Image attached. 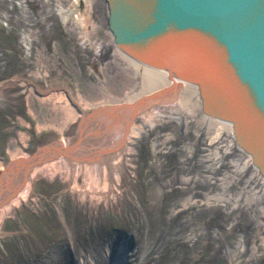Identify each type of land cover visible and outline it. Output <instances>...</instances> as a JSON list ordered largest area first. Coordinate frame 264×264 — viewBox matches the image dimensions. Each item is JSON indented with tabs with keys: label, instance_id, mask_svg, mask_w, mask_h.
Segmentation results:
<instances>
[{
	"label": "rangeland",
	"instance_id": "obj_1",
	"mask_svg": "<svg viewBox=\"0 0 264 264\" xmlns=\"http://www.w3.org/2000/svg\"><path fill=\"white\" fill-rule=\"evenodd\" d=\"M92 3L82 24L84 0H0V176L17 154L75 142L73 112L139 85L115 51L104 1ZM187 116L138 117L117 156L118 187L102 201L77 190L89 175L73 182L76 161L68 176L53 170L55 155L31 164L29 194L0 218V264L83 262L115 242L128 264H264L261 180L229 134L214 138ZM89 129L82 144L102 143ZM243 165L250 178L235 171Z\"/></svg>",
	"mask_w": 264,
	"mask_h": 264
},
{
	"label": "water",
	"instance_id": "obj_2",
	"mask_svg": "<svg viewBox=\"0 0 264 264\" xmlns=\"http://www.w3.org/2000/svg\"><path fill=\"white\" fill-rule=\"evenodd\" d=\"M108 1L115 42L199 83L204 110L234 121L264 174V0Z\"/></svg>",
	"mask_w": 264,
	"mask_h": 264
},
{
	"label": "bare ground",
	"instance_id": "obj_3",
	"mask_svg": "<svg viewBox=\"0 0 264 264\" xmlns=\"http://www.w3.org/2000/svg\"><path fill=\"white\" fill-rule=\"evenodd\" d=\"M84 1L86 2L85 10L78 9L74 14L75 19L80 20L82 24L88 22L93 6L92 0ZM103 1L106 5L107 24L115 51L125 62V68L130 72L129 75L140 77V83L136 88L129 91L124 98L89 104L87 105L88 111L79 109L78 113L73 112L75 117L78 114L81 115L79 136L75 142L50 145L39 150L34 157L29 159L21 158V155L17 154L9 165H1L3 171L0 176V218L19 200L25 199L29 194L30 175H28V170L31 164H40L52 155L59 158L56 164H53L54 171L63 170L68 176L75 166L76 169L79 168L73 175L75 184L78 183L80 170L89 175L77 189L82 194L83 199H87L89 196L91 198L97 197L101 201L106 199L110 191L116 190L120 182L117 156L125 151L126 141L130 134H138V131L135 130L138 117L143 120L151 117L156 118L163 111L170 114L173 110H178L184 116L194 115L196 117L193 118L195 126L205 125L206 131L213 134L214 138H218L222 134H229L231 142L245 154L246 167L251 166L252 175H255L254 178L260 179L261 185L264 186V174L261 168L254 163L253 154L236 139L234 121L220 118L204 110L199 83L150 65L121 48L115 42V33L110 29L111 8L109 1ZM79 2L80 0H76V3ZM189 123L190 121H186V128L190 127L191 124ZM88 127L90 128L88 134L97 137L103 136L102 143L99 142L95 146L89 143H86L87 145L82 144L84 134L87 135ZM112 132L115 133V139L109 143V141L104 140V137H107L105 134L109 133L108 137L112 138L110 137ZM73 161L77 162L75 166ZM245 165L243 167L238 166L235 170L241 174L243 179L250 178L248 174L245 177V174L248 173L245 172ZM184 181L186 180L184 179ZM218 200L220 199L216 198L215 201ZM202 202L207 203L208 199ZM189 203L190 200H187L184 204L189 205ZM112 244H115L113 250L110 249L111 246L105 250H96L92 255H88V260L83 262L76 260L73 262L72 260L70 264H128L129 261H126L128 259L123 260L121 257L122 247L125 245L120 243L117 245L116 242Z\"/></svg>",
	"mask_w": 264,
	"mask_h": 264
}]
</instances>
